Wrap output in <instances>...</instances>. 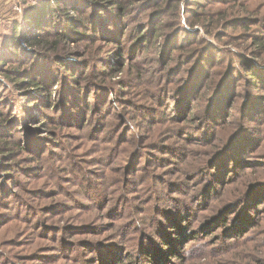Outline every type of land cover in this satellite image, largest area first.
I'll return each mask as SVG.
<instances>
[{
  "label": "rangeland",
  "instance_id": "1",
  "mask_svg": "<svg viewBox=\"0 0 264 264\" xmlns=\"http://www.w3.org/2000/svg\"><path fill=\"white\" fill-rule=\"evenodd\" d=\"M239 2L246 3L244 9ZM20 3L0 0V35L9 34L6 26ZM180 6L185 26L201 39L199 55L182 67L180 56L178 68L166 74L157 62L148 63L157 54L153 44L128 54L131 46L125 40L119 47L128 63L142 53L136 58L139 67L126 64L128 69L117 74H100L98 70L114 65L98 58L104 52L96 46L103 45L100 36L94 45L86 37L75 44L78 36H69L59 21L55 29L69 36L71 49L80 53L76 57L86 58L85 51L97 56L93 68L79 75L82 96L90 92L89 110H74L76 123L63 131L50 122L38 125V101L0 74V137L24 148L14 156L0 150V264H264V90L248 78L252 71H264V62L251 52L252 40L264 38V21L246 29L234 22L247 11L255 20L264 19V0H238L223 7L214 2L213 12L227 10V20L210 32L201 25L188 26L186 2ZM94 12L104 13L88 4L72 11L78 18L87 17L89 27ZM77 29L91 33L82 26ZM1 41L6 67L21 69L33 60L30 52L14 55L2 48ZM210 48L213 60L206 63L208 78L214 80L188 109L184 89L172 94L177 78L196 59L202 62ZM239 63L246 66L236 71ZM229 65L227 78L237 82L226 94L223 118L209 120L207 114L203 117L205 111L221 107L222 98L210 99L213 82ZM134 71L144 74V82H123ZM64 85L56 89L62 91ZM165 87L169 90L161 91ZM57 94L54 90L53 97ZM81 111L79 120L76 113ZM237 123L247 130L215 160L217 146ZM35 144L40 145L36 151ZM72 161L78 169L70 172ZM253 182L260 187L242 199ZM86 186L93 187L90 194ZM97 189L100 200L93 198Z\"/></svg>",
  "mask_w": 264,
  "mask_h": 264
},
{
  "label": "trees",
  "instance_id": "2",
  "mask_svg": "<svg viewBox=\"0 0 264 264\" xmlns=\"http://www.w3.org/2000/svg\"><path fill=\"white\" fill-rule=\"evenodd\" d=\"M182 1L183 0H36L32 4H29L28 0H20L21 7L19 12H17L15 18L8 19L9 22L5 31H8L9 34L5 36L2 34L0 35V39L2 40L1 44L2 48H9L14 55L30 52L33 60L28 61L27 66L21 69H11L6 67L5 56L0 55V74H5L4 77L7 81L11 82L17 89L25 90L30 98L38 101L37 112L35 114V118L39 119L38 125L46 126L47 122H50L56 130L63 131L66 129L67 124L76 123L74 121V110H78L80 107L81 110H89L88 98L90 97V92L86 96H82L84 85H81L79 75L82 70L84 75L87 70L86 68L89 66V70H91L93 68V60L97 58L91 51L88 53L85 51L86 58L84 59H81L79 56L76 57L75 55L80 53L78 50L71 49L70 42L68 41L70 39L69 36H78V38L73 39L75 44H79V42L83 41L81 38L86 37L92 42L91 45L97 42L95 36H100L99 40L103 42V45L96 46L100 47V52L101 50H104V52L98 58L104 60V63L102 62L103 64L107 62H112V64H114L112 67L109 66L98 70L100 74H117L122 70L128 69H125L126 64L127 67H139V61H137L136 58L142 55V53L134 58L132 63H128L122 47H119L123 40L131 46L128 54L137 53V50L141 48L149 50L153 44V48H155L157 54L154 57L148 58V63L157 62L160 70L163 71V74H166L170 69L178 68L176 64L180 56L184 58V62L181 64L182 67L189 64L195 57L198 58L199 55V51L196 50L201 39L194 35L196 31L194 32L189 28L187 29L185 26L182 20V8L180 6ZM184 1L186 2V8L184 9L186 14L184 21H186V24L190 27L201 25L204 27V30L210 32L213 28L222 25L227 20L224 16V12L227 10L224 9V12H213L212 9L214 7H212V4L218 2L223 7L224 5L237 2L238 0ZM86 4L104 11V13H100V15L94 12L93 17L88 18L90 20L88 22L91 23L90 27L88 26L89 24L84 22V20H87V17L81 19L72 13V11L78 12L82 10L83 5ZM239 5V7L244 9L246 3L239 2ZM191 6H194V8ZM67 9L71 11H65ZM148 9L151 11H147ZM255 17L256 15H252L250 11H247V16L245 18H235L234 22L238 23V25L235 26L246 29V27L253 22L264 21V19L255 20ZM59 21L65 23L69 36L55 29L60 26ZM129 25H132L133 28L128 30L127 27ZM79 26L90 29L91 33L87 34L79 31L77 29ZM167 31L168 33L166 35ZM46 34L50 36V39L45 38L44 35ZM161 36L162 41L158 42V38ZM252 37H254V35ZM148 42L151 44H148ZM252 43L253 50H251V52L264 62V38L255 37ZM182 50H186V52ZM148 53L150 52L148 51ZM206 54L202 62L196 59L195 64H193L188 72L177 78L178 84L172 92L173 95H177L178 92L184 89V105L185 107L189 106L188 109L193 108V105L190 106V104L196 101L197 98H203V88L204 90H206V88L210 89V83L214 80L212 77L208 78L209 68H207L208 63L213 60L211 55L212 49H208ZM186 59L188 60L185 61ZM215 59H218L217 53ZM206 61L209 62L206 63ZM242 66H246V64L239 63L236 71ZM230 68H232V65L226 68L227 70L219 80L213 82V94L210 99H214L217 95H222V98L220 97L219 99L221 107L215 105L211 113L205 111L203 117L207 114L206 118L209 120L219 121V119L221 120L223 118L226 94L237 82L235 77L227 78ZM252 69L253 68H250L249 70ZM31 70H33V72H31ZM164 76L165 75H163V78ZM143 78V73L140 72L136 74L134 71V73L126 75L123 82L132 85V81L138 82L140 80V82H144L141 81ZM248 78L253 87L264 90V71L262 69L252 71ZM206 81L207 83L205 84ZM62 82L68 85H64L66 89L60 91L56 88L57 85L61 86ZM85 82L91 85L89 81L85 80ZM101 88L106 89L105 86ZM54 90L55 93L58 92L55 98L53 97ZM168 90L169 87L161 89L163 92ZM80 99L83 100L84 107L83 104L80 106ZM161 100L162 99H159V102H161ZM197 112L199 111L197 110ZM258 112L255 111L253 115H256ZM76 116L79 120H81V118L83 119V111L79 112V114L77 112ZM159 117L160 115L156 117V120ZM225 117L226 123L230 124L231 121L227 119L228 113ZM246 130V128H242L237 123L233 133L229 137L226 136L225 139L228 138L221 145L217 146L214 159L220 158V155L225 152L228 145H230L239 134ZM6 132L9 135L8 131ZM12 145L16 146V149H13ZM33 148L36 151L40 148V145L35 144ZM2 149L8 150V156H14L18 151H22L24 148L15 141L14 143H10V139L0 137V150ZM44 152L45 150L43 153ZM77 166L78 165L72 161L70 167H67V170L71 172L73 170L72 167L77 170ZM5 174L6 173H4V175ZM260 185L261 183L256 182L249 184L250 189H248L245 194L241 195V198L243 199L245 196L257 190ZM92 188L91 186H86L85 193L89 192L90 194ZM101 194L99 190L94 194L93 198L99 199ZM185 208L188 209L187 207ZM247 223L248 221L245 222V224L243 223L244 226H246ZM222 226H224V224ZM249 230L250 228L247 231H243V235ZM150 262H152V259ZM100 264H106V262L100 260Z\"/></svg>",
  "mask_w": 264,
  "mask_h": 264
}]
</instances>
